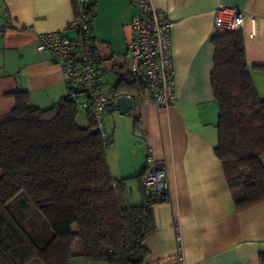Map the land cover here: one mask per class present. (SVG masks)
Wrapping results in <instances>:
<instances>
[{
	"label": "crops",
	"instance_id": "crops-1",
	"mask_svg": "<svg viewBox=\"0 0 264 264\" xmlns=\"http://www.w3.org/2000/svg\"><path fill=\"white\" fill-rule=\"evenodd\" d=\"M135 0H95L90 49L102 61L101 85L111 93L121 76L129 75L127 42ZM171 22L175 98L157 107L147 97L133 112L121 113L114 98L103 113L110 145L105 150L114 179H126L131 201H139L138 179L150 154L162 161L168 181L165 200L153 206L155 229L147 237L146 264H176L177 249L186 264H259L264 254V202L237 211L220 160L218 105L210 73L214 47L215 9L236 7L246 12L239 28L244 39L247 69L258 97L264 100V0H151ZM73 0H0V115L15 105L16 90L28 93L30 103L49 107L67 94L60 66L35 49L37 35L68 28L74 17ZM79 124L87 123L83 93L76 97ZM264 165V155L259 157ZM136 191L132 190V187ZM176 225L177 231L174 229ZM75 229V228H73ZM177 235L179 240H177ZM79 240L74 260L82 258ZM76 245V250L74 246Z\"/></svg>",
	"mask_w": 264,
	"mask_h": 264
},
{
	"label": "trees",
	"instance_id": "trees-1",
	"mask_svg": "<svg viewBox=\"0 0 264 264\" xmlns=\"http://www.w3.org/2000/svg\"><path fill=\"white\" fill-rule=\"evenodd\" d=\"M212 43L210 84L219 110L214 151L240 211L264 202V100L247 69L242 31L213 34ZM80 93L68 88L57 103L39 108L16 90L13 109L0 115V264H70L75 240L84 258L146 264L153 206L166 196L145 194L144 169L135 176L140 199L131 201L126 179L109 172L91 108L86 125L78 122ZM110 94L132 97L136 128L133 112L146 100L142 77L121 76Z\"/></svg>",
	"mask_w": 264,
	"mask_h": 264
},
{
	"label": "built area",
	"instance_id": "built-area-1",
	"mask_svg": "<svg viewBox=\"0 0 264 264\" xmlns=\"http://www.w3.org/2000/svg\"><path fill=\"white\" fill-rule=\"evenodd\" d=\"M95 0H75L74 17L68 28L75 37L61 31H48L37 35L35 49L49 53L60 66L69 88L82 90L85 102L82 108H91L94 129L107 148L110 135L105 131L103 113L110 104L112 95L101 85V58L90 49L91 11ZM135 13L131 17V37L127 42L130 55L129 72L141 76L146 85V97L157 107L167 105L175 98V74L172 64L171 22L166 12H158L151 0H135ZM246 12L236 7L218 6L213 15L212 33L218 34L240 28ZM1 36V32H0ZM142 186L146 195L165 197L168 181L162 161L150 154L146 158ZM176 225H174L175 231ZM177 240L179 236L177 235ZM176 264H186L182 253L177 249Z\"/></svg>",
	"mask_w": 264,
	"mask_h": 264
},
{
	"label": "water",
	"instance_id": "water-1",
	"mask_svg": "<svg viewBox=\"0 0 264 264\" xmlns=\"http://www.w3.org/2000/svg\"><path fill=\"white\" fill-rule=\"evenodd\" d=\"M114 98V107L119 110L121 113H124L127 109L133 107V99L130 95H120L113 96Z\"/></svg>",
	"mask_w": 264,
	"mask_h": 264
},
{
	"label": "rangeland",
	"instance_id": "rangeland-1",
	"mask_svg": "<svg viewBox=\"0 0 264 264\" xmlns=\"http://www.w3.org/2000/svg\"><path fill=\"white\" fill-rule=\"evenodd\" d=\"M81 112V111H80ZM80 115V114H79ZM78 122H79V120H78ZM80 123V122H79ZM132 187V186H131ZM132 190H134V191H136V189H134V186L132 187ZM73 228H75V226H73ZM80 243V242H79ZM78 243V244H79ZM79 247H78V249L80 250L81 249V247H80V244L78 245ZM76 245L74 246V250H76ZM28 264H39L37 261H35V260H31L30 262H28ZM70 264H105V263H103V262H97V261H93V260H90V259H87V258H84V257H82L81 259H79V260H74V259H72L71 261H70Z\"/></svg>",
	"mask_w": 264,
	"mask_h": 264
}]
</instances>
